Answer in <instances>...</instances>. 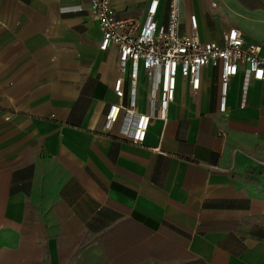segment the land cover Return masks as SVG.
Listing matches in <instances>:
<instances>
[{
    "label": "crops",
    "instance_id": "0c3cea01",
    "mask_svg": "<svg viewBox=\"0 0 264 264\" xmlns=\"http://www.w3.org/2000/svg\"><path fill=\"white\" fill-rule=\"evenodd\" d=\"M89 3L0 0V264H264V78L240 106L239 71L221 113L217 66L197 91L179 77L135 145L104 129L118 53L99 48ZM148 3L111 7L142 18ZM179 4L203 41L236 27L264 42V0Z\"/></svg>",
    "mask_w": 264,
    "mask_h": 264
},
{
    "label": "built area",
    "instance_id": "2783aa9c",
    "mask_svg": "<svg viewBox=\"0 0 264 264\" xmlns=\"http://www.w3.org/2000/svg\"><path fill=\"white\" fill-rule=\"evenodd\" d=\"M160 2L149 0L142 18L117 17L111 0L89 3L90 15L101 31L99 48L114 46L118 53L113 91L119 101L109 105L104 129L109 131L119 122L123 134L135 145L144 141L152 118L166 119L179 77L188 81L192 91H197L202 67L217 66L221 113L227 109L230 81L239 71L240 106L245 103L248 83L264 78V42L246 40L236 27L222 33L220 41H203L195 15L189 16V31L181 30L179 0H167L166 20L159 23L156 14ZM142 91L147 93V111L139 108Z\"/></svg>",
    "mask_w": 264,
    "mask_h": 264
}]
</instances>
